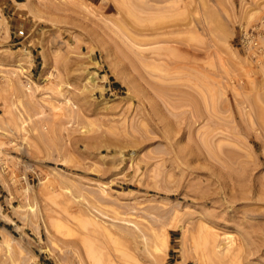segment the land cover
<instances>
[{
	"label": "rangeland",
	"instance_id": "obj_1",
	"mask_svg": "<svg viewBox=\"0 0 264 264\" xmlns=\"http://www.w3.org/2000/svg\"><path fill=\"white\" fill-rule=\"evenodd\" d=\"M126 1L0 0V264H264V0Z\"/></svg>",
	"mask_w": 264,
	"mask_h": 264
},
{
	"label": "bare ground",
	"instance_id": "obj_2",
	"mask_svg": "<svg viewBox=\"0 0 264 264\" xmlns=\"http://www.w3.org/2000/svg\"><path fill=\"white\" fill-rule=\"evenodd\" d=\"M122 1V0H121ZM131 1L132 0H130V3H131ZM119 2V1H118ZM123 2H124V0H123ZM125 2H127L126 0H125ZM122 3V2H121ZM121 3H119L120 4V6L122 5ZM117 5V4H116ZM134 5V4H133ZM138 5H140V4H138ZM125 6V3H124V5H123V7ZM118 7V6H117ZM122 7V6H121ZM127 11H126V13L128 12V13H130L131 14V12H133V11H130V10H128V9H126ZM122 11V10H121ZM124 11V10H123ZM120 12V11H119ZM128 15V14H127ZM132 16H133V14H131ZM134 15H135V13H134ZM123 16V15H122ZM128 17H130V16H128ZM133 17H135V16H133ZM133 17H132V19H133ZM123 18V17H122ZM121 19V18H120ZM135 19V18H134ZM150 19V18H149ZM160 19V18H159ZM158 19V20H159ZM116 20V19H115ZM114 20V21H115ZM157 20V21H158ZM123 22H125V20H123ZM150 22V21H149ZM161 22V21H160ZM151 23V22H150ZM155 23H156V20H155ZM154 23V24H155ZM126 24V26L128 25L127 23H125ZM152 24V23H151ZM158 24V23H157ZM119 30L121 31L120 33H122L123 35H125V37H128V39L129 40H131L132 42H135L136 40H137V38L135 39V37L133 36V35H131V33L128 31V28L124 25V24H122V23H119ZM133 30V29H132ZM131 31V30H130ZM132 33H134V32H132ZM135 35H136V33H135ZM127 39V40H128ZM135 43H139V40H137V42H135ZM221 69H222V66H221ZM224 69V68H223ZM219 72H222V71H220L219 70ZM200 73H202V72H200ZM220 74V73H219ZM223 74V73H222ZM204 76V75H203ZM219 76V75H218ZM221 76V75H220ZM205 77V76H204ZM220 78V77H219ZM221 79V78H220ZM200 80V79H199ZM211 81V80H210ZM202 82V81H201ZM200 82V83H201ZM205 82H207V81H205ZM203 83V82H202ZM216 83V82H215ZM199 84V83H198ZM202 87V86H201ZM199 87H197L196 89H198ZM207 88V87H206ZM202 90H203V88H202ZM201 91V90H200ZM204 91V90H203ZM206 92V91H205ZM200 94H202V93H200ZM207 94L208 93H206V95L205 96H207ZM204 95H203V97H205ZM202 97V96H201ZM213 97H214V95H213ZM207 98V97H206ZM218 100V99H217ZM204 101V100H203ZM207 101H208V99H207ZM213 101V100H212ZM204 103H205V101H204ZM207 103V102H206ZM214 103V102H213ZM217 103V102H216ZM254 103V102H253ZM218 104V103H217ZM256 104V103H255ZM251 105H253V104H251ZM254 106H256V105H254ZM261 106V105H260ZM214 107V106H213ZM251 110V109H250ZM253 111H254V109H253ZM252 111V112H253ZM264 111V110H263ZM257 113V112H256ZM255 114V113H254ZM262 115V114H261ZM258 116V115H257ZM263 117V116H262ZM258 119V118H257ZM263 119V118H262ZM258 122V121H257ZM256 122V123H257ZM260 123H262V122H260ZM234 134V133H233ZM237 139V138H236ZM236 142H237V140H235ZM239 142V141H238ZM242 142V141H241ZM224 212V211H223ZM209 213V212H208ZM204 214V213H203ZM192 215V214H191ZM208 216H204V219H205V222L207 223V224H210V225H218V222H216V221H213V220H210V216H209V214H207ZM211 215H213V214H211ZM217 216V215H216ZM206 217V218H205ZM212 219H215L214 217H212ZM225 221V220H224ZM223 221V222H224ZM195 223H197V222H195ZM203 223V222H202ZM206 223H204V224H206ZM204 224H201V223H199V224H195L194 225V228H193V231H192V234H191V241H192V246L194 247V249H195V252H197V254L199 255L198 257L200 258V261L203 263V264H230L231 262H233L234 261V263H237L238 262V255H239V253H240V247H242V246H239V244H238V246L239 247H234L235 246V244H234V246H228L227 248L226 247H222V249L223 248H225V250L223 251V253H222V255H221V253L219 254V250L218 249H220L219 248V246H220V244L222 245V242H220L219 243V239L217 238V236H219V235H216L215 233H214V231H211V229H209L208 228V226L207 225H204ZM103 228V227H102ZM116 228V227H115ZM99 229H101V228H99ZM120 229V228H119ZM114 230V229H113ZM116 230H114V232H115ZM118 231V230H117ZM120 231V230H119ZM121 232V231H120ZM133 232V231H132ZM131 231L129 232V233H131V236H132V234H134V233H132ZM119 234V233H118ZM121 234V233H120ZM126 234H128V233H126ZM125 234V235H126ZM122 235V234H121ZM129 235V234H128ZM124 236V235H123ZM135 238H137V235L135 234V236H134ZM134 239V238H133ZM120 240V239H119ZM157 240V239H156ZM130 241V240H129ZM235 241V240H234ZM156 242V241H155ZM126 243H127V241H126ZM233 243V242H232ZM242 243V242H241ZM150 244V243H149ZM227 244V243H226ZM242 244H244V243H242ZM146 245H147V243H146ZM151 245H153L152 243H151ZM224 245V244H223ZM101 246V245H100ZM145 246V245H144ZM150 246V245H149ZM158 245L156 244V247H157ZM88 247V246H87ZM234 247V248H233ZM86 248V247H85ZM146 248V247H145ZM89 249V248H88ZM87 249V250H88ZM147 250L149 249V247L147 246V248H146ZM221 249V250H222ZM146 250V251H147ZM150 251V250H149ZM149 251H147V252H149ZM91 252V251H90ZM149 253H151V252H149ZM149 253H148V255H149ZM196 254V255H197ZM89 255H91V257H93V258H95L96 257V254H95V252L93 253V252H91ZM88 255V256H89ZM92 258V259H93ZM200 262V263H201ZM238 264V263H237ZM240 264V263H239Z\"/></svg>",
	"mask_w": 264,
	"mask_h": 264
}]
</instances>
